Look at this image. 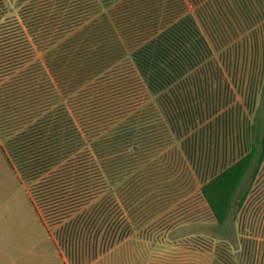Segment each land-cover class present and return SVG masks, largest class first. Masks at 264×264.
Returning a JSON list of instances; mask_svg holds the SVG:
<instances>
[{"label":"trees","instance_id":"obj_1","mask_svg":"<svg viewBox=\"0 0 264 264\" xmlns=\"http://www.w3.org/2000/svg\"><path fill=\"white\" fill-rule=\"evenodd\" d=\"M200 1L16 0L7 16L0 0V155L42 226L65 227L72 253L93 259L131 235L111 232L106 209L91 204L120 184L122 163L130 188L150 176L142 158L165 130L150 100L166 102L189 60L197 35L189 5ZM256 112L250 152L200 189L219 228L236 218L264 165V87ZM85 210L74 239L65 222Z\"/></svg>","mask_w":264,"mask_h":264},{"label":"crops","instance_id":"obj_2","mask_svg":"<svg viewBox=\"0 0 264 264\" xmlns=\"http://www.w3.org/2000/svg\"><path fill=\"white\" fill-rule=\"evenodd\" d=\"M192 8L193 11L189 9V13L194 19L197 35L188 47L189 60L177 67L179 76L165 92L166 102L162 101L161 96L152 98L165 130L160 128L157 131L153 149L142 158L143 162L150 158V176H146V179L145 175L141 176L135 188H130L126 183L130 172L126 173L125 165H121L123 178L119 189L124 190L130 198H135L139 192L149 196L161 180V175L172 173L174 166H184L187 162L196 168V165H201L198 158L207 160V163L212 159L213 164L223 167L214 178L251 150L252 127L264 87V68L255 61V33L264 22L263 0H203ZM249 33L251 39L246 37ZM146 167L141 168L140 172H145ZM108 215L110 217V213ZM109 217L107 223L112 232ZM119 222L120 230L116 229L127 232L128 227L127 230L122 229V221ZM48 227L43 228L46 230ZM52 227L61 229L59 232L56 230L57 242L48 238L46 230L44 239H38L34 248H18L21 249L20 255L16 257L15 251L16 259L10 261L8 255L3 257L6 258L5 262L42 264V259L46 261L50 255V258L64 264L65 257L61 256L57 245L58 240L63 241V229L60 225ZM70 232L75 239V229ZM50 237L52 239V234ZM49 245L51 254L47 251ZM64 246L72 251L69 243H64ZM7 247L10 253L17 250L12 243H8ZM95 248L97 251L101 249L99 242ZM108 252L93 259L91 257L86 262L93 263Z\"/></svg>","mask_w":264,"mask_h":264},{"label":"rangeland","instance_id":"obj_3","mask_svg":"<svg viewBox=\"0 0 264 264\" xmlns=\"http://www.w3.org/2000/svg\"><path fill=\"white\" fill-rule=\"evenodd\" d=\"M5 2L7 16H13L16 0ZM190 6V11H193ZM250 36L251 33L246 37ZM255 43V61L264 68V22L257 28ZM150 103L153 104L152 99ZM197 160L201 165H196V168L186 162L184 166H174L172 173L161 175V180L149 196L139 192L135 198H130L119 189V184H112L106 196L94 201L91 207L94 211L96 207L105 208L110 213L112 229H119L117 223L122 221V229L129 227L130 238L93 263H87L90 257L85 252L74 250L72 253L63 241L58 240L61 256L65 257L63 263L264 264V165L243 208L236 211V218L219 228L201 198L200 189L223 167L213 164L212 159L208 163L207 160ZM91 213L85 210L74 214L68 228H75L76 222ZM48 226V238L57 242L56 230L59 232L60 227ZM62 229L64 231L65 227ZM46 230L30 206L27 188L20 185L0 155V264H7L3 257L9 255L8 259L13 261L20 255L21 249L34 248L38 239H44ZM8 243L16 245L17 250L10 253ZM47 249L51 254L50 245ZM42 264L60 263L49 255L48 260L42 259Z\"/></svg>","mask_w":264,"mask_h":264}]
</instances>
